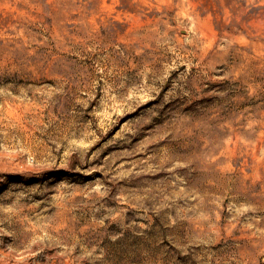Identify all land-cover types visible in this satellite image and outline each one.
I'll return each mask as SVG.
<instances>
[{"label": "rangeland", "instance_id": "rangeland-1", "mask_svg": "<svg viewBox=\"0 0 264 264\" xmlns=\"http://www.w3.org/2000/svg\"><path fill=\"white\" fill-rule=\"evenodd\" d=\"M0 264H264V0H0Z\"/></svg>", "mask_w": 264, "mask_h": 264}]
</instances>
